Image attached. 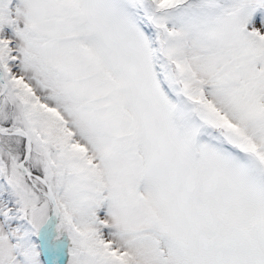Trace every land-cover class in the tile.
I'll return each mask as SVG.
<instances>
[{"label": "snow or ice", "instance_id": "6c2138e0", "mask_svg": "<svg viewBox=\"0 0 264 264\" xmlns=\"http://www.w3.org/2000/svg\"><path fill=\"white\" fill-rule=\"evenodd\" d=\"M0 264H264V0H0Z\"/></svg>", "mask_w": 264, "mask_h": 264}]
</instances>
